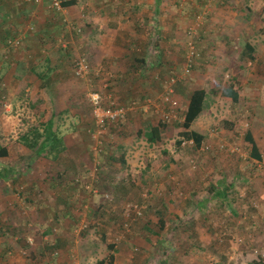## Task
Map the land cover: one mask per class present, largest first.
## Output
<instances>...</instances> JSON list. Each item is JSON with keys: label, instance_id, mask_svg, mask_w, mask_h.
<instances>
[{"label": "rangeland", "instance_id": "rangeland-1", "mask_svg": "<svg viewBox=\"0 0 264 264\" xmlns=\"http://www.w3.org/2000/svg\"><path fill=\"white\" fill-rule=\"evenodd\" d=\"M207 2L195 4L193 16ZM107 3L108 0H79L78 6L84 7L80 10L81 23L75 22V28L71 24L67 27L69 20L47 3H25L27 18L23 19L24 25L17 27L25 26L21 44L9 47L0 43V143L10 151L0 164L15 169L0 184V228L7 233L0 235V256L10 252L26 258L25 264L29 259L36 264H59L58 248L51 246L43 255L31 254L29 247H37L36 239L49 236L38 230L37 219L47 218L50 211H70L71 205L75 207L73 228L52 216L46 219V225L53 228L48 240L59 238L60 247L70 245L69 259L74 260L73 264H96L108 258L110 244L118 248L117 260L123 264L259 262L264 251V13L260 15L264 0L211 1L232 22L243 20L230 27V36L223 33L222 21L215 25L217 33L207 34V23L197 20V28H179L181 33L169 30L171 44L167 39V44L156 45L161 31L156 27L152 30L155 42L148 45L140 43L143 35L138 39L137 30L126 27L119 45L130 55L126 56L124 50L120 65L108 58L96 60L88 42L86 23L92 19L86 10L91 5L101 7ZM163 7L165 3L161 11ZM92 13L89 14L97 16ZM13 20L0 13V21ZM52 21L64 23L57 37L49 31L48 23ZM5 27L0 28V37L16 33L12 25ZM97 30L105 29L99 26ZM48 36L53 37L46 40L47 45L44 38ZM190 43L198 54L192 57L191 71L185 72ZM246 43L255 47L254 52L245 48ZM148 47L152 51L147 52ZM62 48H67L69 57ZM172 48L180 57L172 53ZM135 56L146 57L150 79L144 80L147 74L141 62L136 61L132 70ZM82 58L88 60L90 72L79 76L76 68ZM175 59L181 64L183 80L176 88L172 86L171 107L162 100L169 84L163 88L159 79L171 77L169 61ZM235 64L241 74L234 70ZM34 69L51 71L53 79L48 88ZM8 72L11 86L4 77ZM237 79L242 88L240 100L235 103L228 89ZM198 88L215 91L210 96L209 109L192 126L205 139L201 147L192 140H184L179 146L182 128L176 123H183L190 95ZM94 93L103 98L104 106L125 105L131 110L123 121L101 126L91 104ZM142 96L152 99L144 105L141 102L131 106ZM66 109L68 113L63 112ZM172 110L176 118L167 122L169 127L160 142L151 144L138 136L146 124L158 125L162 115ZM59 113L64 114L56 117L55 126H62L70 149L67 146L57 159L38 157L18 141L31 125L45 123L48 116ZM249 129L261 145L263 164L251 160L250 149L243 141ZM120 155H124L125 164L112 159ZM211 182L234 184L238 201L233 210L219 209L211 202L207 208L198 207L195 200L209 197ZM128 256L132 263L127 261Z\"/></svg>", "mask_w": 264, "mask_h": 264}, {"label": "crops", "instance_id": "crops-1", "mask_svg": "<svg viewBox=\"0 0 264 264\" xmlns=\"http://www.w3.org/2000/svg\"><path fill=\"white\" fill-rule=\"evenodd\" d=\"M4 0H0V13L1 16H3V14H7V13H3V10H15L17 11V9L15 8V6H19V10H22L21 5H16V2L19 0H5L9 3V8L7 7V5L2 4ZM65 1V0H63ZM76 1V4L74 3L73 5L67 6L65 7V10L63 12H60V15L63 16L64 20L68 19V25L67 27L70 26V24L72 25L73 28H75V22L80 24L81 20H80V13L83 9V5H79V0H74ZM107 1V0H104ZM109 4H104L101 7L98 6H94L92 7V5L90 7L87 8L86 13L87 15H89V18L92 19V21H90V23H86V29L88 30V42L91 45V53L93 55V57L96 60H103V59H110L113 62L116 61L117 64H121V62L119 61V59H121V57L123 56V52L125 49L122 48V46L119 45V42L121 39H123L125 36L123 35L124 33L122 32L126 27H131L136 31L137 33V38L139 39L138 36L142 37L141 35H143V38H141V42L145 41L146 39L149 41L148 43H152L155 42L154 38H153V34H152V29H151V36H149L148 38L145 37V34L141 33L142 28L140 27V25L138 24L139 22H144L145 18H146V24H145V28L146 29H150L153 28V30L156 27H160L161 31L157 33V36L159 37V40L165 41V43H167V39H170L169 36L167 35V33H169V35L171 36V32L169 30H174L175 32H179V28H184V27H188L189 28H197V24L193 23V13L196 10V8H194V5H201L205 0H185L186 2H184L183 5H181V7L175 6L172 4V0H166L165 3V7L162 8L161 11V6L160 4L157 3V0H108ZM197 1H199L200 3H198ZM116 2H120L119 4H117ZM25 3V2H23ZM138 3V6H136V4ZM163 3V2H162ZM24 5V4H22ZM186 5H188V7H185ZM79 7V9H78ZM41 7H38V9ZM79 12V13H78ZM96 13L97 16L93 15L91 16L89 13ZM210 14V21L207 23V34H210L211 32H215L217 33V26H215L218 22L222 21L224 23V34H230L229 30L230 27L234 24H241L243 23L241 19H239V21L237 22H232L231 17L230 16H225L224 15V11L222 9L219 8V6H212L209 9ZM9 13V11H8ZM83 14V13H82ZM93 14V13H92ZM222 15V17H220ZM80 16V17H79ZM10 18V16H8V19ZM243 18H247V16H243ZM5 19V18H4ZM75 19H77L75 21ZM13 21H9V22H5V21H0V28L5 27V26H10L13 25L15 22ZM53 22V23H52ZM51 23H48L49 27V31L52 32L53 35H55L56 33L55 28L57 26L61 27L64 26V23L61 22H57V21H52ZM149 22V23H148ZM102 23V24H101ZM6 24V25H5ZM84 24V23H83ZM226 24V25H225ZM99 26L101 28H104L105 30L103 32H98V28ZM206 28V26H205ZM211 28V29H210ZM6 29V27H5ZM134 30V32H135ZM156 30V29H155ZM181 31V30H180ZM163 33V35L161 36L160 34ZM181 33V32H179ZM132 34V33H131ZM124 36V37H123ZM134 36V35H133ZM153 38V39H152ZM120 39V40H119ZM146 40V41H147ZM176 39H174L173 41H175ZM204 41V40H203ZM205 42V41H204ZM169 44L172 43V40L170 39V41L168 42ZM208 45L212 43L211 42H206ZM126 44V43H123ZM223 44V43H222ZM247 44V43H246ZM130 47V44H128L127 48ZM173 50V54H176V56L180 55L178 54V51L174 48H172ZM148 51H152L151 47H148L147 52ZM156 53V51H155ZM98 55V58H97ZM125 55L129 57V53L127 51V49L125 50ZM178 63V60L175 59ZM180 63V62H179ZM235 67L234 70L239 71V66L237 64L233 65ZM14 68V67H12ZM9 73V72H8ZM5 74V81L7 85H12L11 84V79L9 80L8 78L11 76V72L8 74ZM238 73V72H237ZM13 74V73H12ZM8 81V82H7ZM5 84V85H6ZM200 89V88H198ZM196 90V89H195ZM241 94V92H240ZM56 114V113H55ZM51 116H48V118H46L45 122H48L51 118ZM14 123V121H13ZM247 132H251L250 134L252 135V141H250V139H248V137L246 138ZM244 140L246 142V146L247 148L250 149V151L253 149V144H256V146L258 147V151H259V155L257 154H252V156L250 157L251 160L253 162L256 163H262L263 161V154H262V149H261V145L260 143H258L257 137L256 135L249 129L247 130ZM67 146L68 149H70V145L67 142ZM67 204V203H66ZM68 205V204H67ZM70 207V211L69 210H65L63 209L61 212L57 213L55 211H50L46 214L47 218L49 217H54L57 218L58 220L63 219L64 220V226L68 227V228H73L74 226H72L71 224L74 223L75 225V212L73 213V210L75 209L74 206L68 205ZM72 210V212H71ZM68 217L67 219L65 218ZM45 217H39L36 221L37 223V228L38 230H41L43 235H49V236H41V239L37 240L36 239V246H30L29 250L31 254H38V253H42L44 255V252L46 251V249H49V247H53V249L58 248V250H60V258H58V263L59 264H65L66 262H70V264L74 263V260L71 262L69 259V250L70 254L72 253V248L69 246H67L66 248L64 247L65 244L63 245V247H60V243H58L59 238L57 240L54 241L53 238H51V240H48L47 238L51 236V233L53 232V228L48 227V225H46V219ZM52 231V232H51ZM68 236V235H65ZM64 235H61V237H65ZM45 240V241H44ZM109 248V246H108ZM64 252V253H63ZM118 248L116 250V246H115V264H123L120 260L118 261ZM111 253V251H110ZM10 254V255H9ZM9 254H6L5 256H0V264H25L27 259L24 257H22L19 254H14L12 256V254L9 252ZM129 252H126V255H128ZM110 255V254H109ZM32 256V255H31ZM4 257H9L8 260L4 259ZM38 257V256H36ZM29 260H33V259H29ZM127 261L132 263V260L129 259V256L127 257ZM46 263H48V261H46ZM191 264H204L201 260L199 261H195V262H190ZM49 264V263H48ZM109 264V263H108Z\"/></svg>", "mask_w": 264, "mask_h": 264}, {"label": "trees", "instance_id": "trees-1", "mask_svg": "<svg viewBox=\"0 0 264 264\" xmlns=\"http://www.w3.org/2000/svg\"><path fill=\"white\" fill-rule=\"evenodd\" d=\"M5 1V0H4ZM211 1L212 0H208L207 4L204 5L205 8L197 13L196 15L193 16V23L196 24V21L198 19V15L204 14L206 13L205 16H203V21L205 23H208L210 20L209 15L211 14L209 12L210 7L215 6V5H211ZM30 4L31 1L28 0H19L16 2V5H21L22 10H19V6H15V8L17 9V11L15 10H3V13H7V14H3L4 17L7 16H11L14 17L13 22H15L12 25V31L16 32L14 35H9L5 33L0 37V43H2V45L5 46H9V47H15V41H19V44H21L22 42V34H23V29L24 27H21L20 29H17V27H20L22 25L25 24V21L23 20L24 18H27V10H26V4L25 3ZM163 2V3H162ZM76 4V1L74 0H65L63 2V5L65 7ZM157 3L162 5L164 3H166V0H157ZM2 4L7 5V7L9 8V3L6 4L5 2H3ZM24 4V5H22ZM172 4L178 7H181V5L184 4V0H172ZM9 11V13H8ZM197 10L194 11V13ZM264 13V8L261 9L260 11V15H263ZM12 22V23H13ZM140 25V27L142 28L141 33L145 34V37L148 38L149 36H151V29L153 30V28H150L149 30L145 28V24H146V18L145 21L143 22H139L138 23ZM207 25V24H206ZM61 27H63L61 25ZM59 31V26H57L55 28V32H56V37H57V33ZM0 34H1V30H0ZM53 36H48L46 37V39L44 38V42L45 44L48 45V42L46 40L48 39H52ZM56 39V38H55ZM147 40V39H146ZM144 41V43L149 45V41ZM161 40H157L156 41V45H160V44H167L165 42H160ZM145 46V45H144ZM147 46V45H146ZM47 48H50L49 46H47ZM245 48L247 50H249L250 52H254L255 47L251 44V43H247L245 45ZM62 53L64 52L66 54L67 57H69V51L67 50V48H62L61 49ZM163 54H166V51L163 49L162 50ZM195 54H198L197 52H195ZM185 57H188V52L186 51ZM254 55H252L251 58H253ZM146 57L143 56H139L136 57L134 59L133 62V68L132 70L135 69L136 65L134 64L136 61L137 62H141L142 66L144 67L143 69L145 70L147 77H145L144 80H147L148 78L150 79L149 75H150V68L148 66V62L145 59ZM196 58V57H194ZM47 63L50 65L49 63V59H46ZM185 61L187 62L186 58ZM190 62H194L190 60ZM181 64L176 60H171V62L169 61V66L170 69H168V72H170L171 77L165 78L164 81H161L159 79V82H161V85H163V88L167 86L168 83H170V79L175 77L178 78L180 76L181 70L179 71V66ZM191 68H193V64L191 66ZM52 66H50V70H52ZM34 72L36 74V76L39 78V80H42L43 86L44 87H49L52 84V77H50V72L51 71H45V72H37L34 69ZM241 74L240 71H238ZM61 76H67V73H61ZM146 76V75H145ZM55 80V79H54ZM180 80H183L181 78H179L174 84L173 87L176 88L178 84H180ZM153 81V80H152ZM2 84V81H0V86ZM241 82L238 81V79L231 85V87L228 89V95L231 97V99L233 100V102L237 103L240 100V91H241ZM212 93H215V91L212 92V90H207L205 88H200V89H196L194 90L191 95H190V99H189V103L187 104V107L184 111V120L183 123H176V126L182 128V132H181V136L183 137V141L182 139L180 141H178V145L181 146L182 143L184 142V140H192L197 147H201L203 144V141L205 139V135L203 133H200L197 130L192 129L193 124L195 123V121L201 117V115L205 114L206 111L209 109V102H210V96ZM168 92L166 90L165 95H167ZM171 97H173V93L170 94ZM143 99L139 102L137 101V105L141 102H143L142 104L144 105L148 100H151L152 98H146V96H142ZM162 100H164V98H162ZM134 102V101H133ZM166 104V103H164ZM141 105V104H139ZM121 106V105H118ZM123 106V105H122ZM125 106V105H124ZM143 108V107H142ZM138 111L141 112H146L143 111L142 109H139ZM64 113H68L69 110H65L63 111ZM64 113H59V115L55 116V114L52 115V118L45 123H38V124H33L31 125L24 133H22L19 138L18 141L24 145L25 147H27L28 149H30L31 151H34L36 153V155L38 157H43V158H47V159H57L63 152H65L67 150V144H66V140H65V133H62V126L60 124H58L57 126H55V119L56 117H60L62 116V114ZM225 122V121H224ZM226 124L228 125V122H226ZM110 125V123H109ZM233 125V123H232ZM230 126V125H229ZM168 124L167 122L162 118L159 120V124L158 125H153V124H146L144 126V129L140 130L138 132V136H142L144 137L149 143L154 144L157 142H160L163 139V131L168 129ZM251 132H247L246 138L248 137V139H250V141H252V135L250 134ZM252 154H257L259 155V151H258V147L256 146V144H253V149L250 151V157L252 156ZM10 155V151L8 150V147L3 145L2 143H0V159L1 158H5L8 157ZM112 159L114 161H118L121 164H125L126 163V159L124 157V155H120V156H113ZM260 164V163H259ZM263 164V163H261ZM261 168L262 166L259 165ZM12 173H15V169H13L12 167H7V166H3L0 164V184L3 182V180L8 179ZM255 191L256 188H255ZM209 193V197L205 198V199H196L195 202L198 205L199 208H204L208 203H213V205L219 209H227L229 208L230 210H233V205L238 201V191L236 190L235 186L233 183H217V182H211L210 184V188L208 190ZM160 222L162 224V228L165 225L164 223V219L161 218ZM149 231L152 233V230L149 229ZM7 233L4 232L1 228H0V235H6ZM109 250L111 251L110 255L108 256V258L106 259H101L98 260L96 264H114L115 262V245L114 244H110L109 245ZM261 258L262 260H259V262L253 263V264H264V257H262L261 254Z\"/></svg>", "mask_w": 264, "mask_h": 264}, {"label": "built area", "instance_id": "built-area-1", "mask_svg": "<svg viewBox=\"0 0 264 264\" xmlns=\"http://www.w3.org/2000/svg\"><path fill=\"white\" fill-rule=\"evenodd\" d=\"M31 1L33 3L36 4H40L42 2H45L48 4V7L52 10L58 11V12H63L65 10V6L63 5V0H28ZM203 16L204 15H198V22H203ZM199 19H202L201 21H199ZM15 44H19V41H15ZM190 50H189V56L188 59L189 61L186 63L187 68H185V72H189L191 71V66H192V62H190V60H192V57L197 56V54H195V49L191 46L190 43ZM90 64L88 62V60L86 58H82L78 64H77V68H76V73L79 76H84L86 73L88 74L90 72ZM183 71V72H184ZM181 78V75L178 78H171L170 79V83L169 87L167 89L168 94L164 97V101L166 104H170L171 107L174 106V101L172 100V97L170 96L171 93H173V84L179 79ZM91 104L93 106V111H94V115L96 118V121L99 125L104 126L105 123H118L120 121H123L128 112L131 110L128 106H104L103 105V98L98 94V93H94L93 95H91ZM137 105V103L134 101L132 103L131 106H135ZM138 106V105H137ZM176 111L172 110L168 113H164L162 115L163 119L166 122H170L171 120L175 119L176 117ZM224 147V145H222ZM205 148H209L208 146H206ZM138 211V209H137ZM139 213L137 214H141L140 211H138ZM262 257H264V251L262 253ZM28 264H36V261L34 260H29ZM77 264V263H76Z\"/></svg>", "mask_w": 264, "mask_h": 264}]
</instances>
